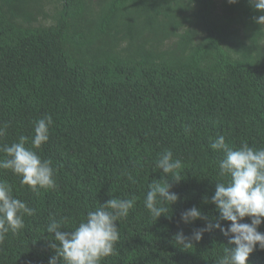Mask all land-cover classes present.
Wrapping results in <instances>:
<instances>
[{
    "label": "trees",
    "instance_id": "obj_1",
    "mask_svg": "<svg viewBox=\"0 0 264 264\" xmlns=\"http://www.w3.org/2000/svg\"><path fill=\"white\" fill-rule=\"evenodd\" d=\"M260 14L248 0H0V148L32 137L34 122L50 115L49 140L34 151L52 161L56 181L34 193L0 169L35 209L0 241V264H48L51 219L71 231L100 204L133 196L102 264H217L234 247L219 230L187 249L173 235L204 227L180 222L193 206L210 221L219 215L204 203L222 180L214 139L264 148ZM165 150L183 165L171 189L180 199L156 220L143 200L162 178L155 162ZM248 264H264V250Z\"/></svg>",
    "mask_w": 264,
    "mask_h": 264
},
{
    "label": "clouds",
    "instance_id": "obj_2",
    "mask_svg": "<svg viewBox=\"0 0 264 264\" xmlns=\"http://www.w3.org/2000/svg\"><path fill=\"white\" fill-rule=\"evenodd\" d=\"M238 0H228L235 4ZM249 5L261 13L254 16L256 24L264 28V0H248ZM52 117L46 116L34 122L32 137L21 135L18 142L0 148V169L9 170L19 177L21 186L38 193L41 189H55L56 181L51 160H42L34 149H40L49 140ZM7 134V125H0V138ZM30 147H26L29 144ZM213 152H222L216 163L218 176L215 192L204 203L215 205L219 215L209 220L200 209L193 206L180 213V222L192 224L204 221V227L195 229L190 236L183 230L173 235L177 247L187 249L199 242L204 233L219 230L234 247L224 249L217 264H248L251 253L264 250V232L259 227L264 224V148H253L242 142L239 148L230 147L225 137L219 135L209 145ZM155 167L162 170V178L154 179L144 197V207L156 220L168 213V206L180 198L171 191L173 183L181 180L179 170L183 167L180 159H173L171 150L158 154ZM168 177H171L170 179ZM132 180V177H129ZM134 182V181H133ZM136 197L122 199L114 197L100 204L94 211H88L71 231H64V220L51 219L46 227L49 234L48 246L55 254L48 264H102L103 259L114 252L119 239L117 222L128 216L136 203ZM35 209L13 195V186L0 181V241L11 232L17 234L25 227L24 217L33 216ZM168 215V214H167ZM245 217L250 223L242 222ZM221 221L230 222L225 227ZM54 234V235H52Z\"/></svg>",
    "mask_w": 264,
    "mask_h": 264
},
{
    "label": "rangeland",
    "instance_id": "obj_3",
    "mask_svg": "<svg viewBox=\"0 0 264 264\" xmlns=\"http://www.w3.org/2000/svg\"><path fill=\"white\" fill-rule=\"evenodd\" d=\"M45 22H47V21H45Z\"/></svg>",
    "mask_w": 264,
    "mask_h": 264
}]
</instances>
